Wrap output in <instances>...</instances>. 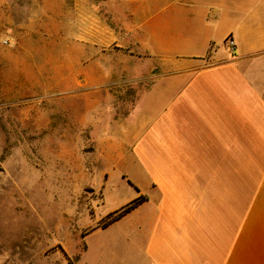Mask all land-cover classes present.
Returning a JSON list of instances; mask_svg holds the SVG:
<instances>
[{
	"label": "crops",
	"instance_id": "1",
	"mask_svg": "<svg viewBox=\"0 0 264 264\" xmlns=\"http://www.w3.org/2000/svg\"><path fill=\"white\" fill-rule=\"evenodd\" d=\"M106 5L127 18L129 49L105 53L87 17L81 97L87 112L110 97L108 69L145 83L125 117L92 123L97 157L128 166L127 204L144 201L96 229L118 226L96 264H264V0ZM8 14L0 0V32L16 23Z\"/></svg>",
	"mask_w": 264,
	"mask_h": 264
},
{
	"label": "rangeland",
	"instance_id": "2",
	"mask_svg": "<svg viewBox=\"0 0 264 264\" xmlns=\"http://www.w3.org/2000/svg\"><path fill=\"white\" fill-rule=\"evenodd\" d=\"M106 2L8 0L16 23L0 32V264H96L97 244L118 226L96 229L131 199L128 166L97 157L92 123L125 117L145 83L105 70L110 97L88 112L79 85L87 17L102 26L105 53L129 49L127 18Z\"/></svg>",
	"mask_w": 264,
	"mask_h": 264
},
{
	"label": "trees",
	"instance_id": "3",
	"mask_svg": "<svg viewBox=\"0 0 264 264\" xmlns=\"http://www.w3.org/2000/svg\"><path fill=\"white\" fill-rule=\"evenodd\" d=\"M143 201H144V198L136 199V200L130 202L129 204H127L126 206L122 207L121 209L116 210V211L110 213L109 215H107L106 217L108 218V220L106 221L104 228L112 225L116 221L123 218L125 215H127L129 212H131L133 209L138 207Z\"/></svg>",
	"mask_w": 264,
	"mask_h": 264
},
{
	"label": "built area",
	"instance_id": "4",
	"mask_svg": "<svg viewBox=\"0 0 264 264\" xmlns=\"http://www.w3.org/2000/svg\"><path fill=\"white\" fill-rule=\"evenodd\" d=\"M226 42H227L228 47L233 51L234 48H235V42H234V40L231 37H229L226 40Z\"/></svg>",
	"mask_w": 264,
	"mask_h": 264
}]
</instances>
